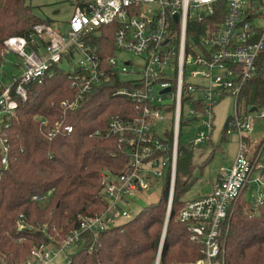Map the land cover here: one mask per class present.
Returning <instances> with one entry per match:
<instances>
[{
	"label": "built area",
	"instance_id": "2783aa9c",
	"mask_svg": "<svg viewBox=\"0 0 264 264\" xmlns=\"http://www.w3.org/2000/svg\"><path fill=\"white\" fill-rule=\"evenodd\" d=\"M69 17L66 32L35 24L29 40L21 35L4 40L5 54L13 52L21 59L17 66L22 72L11 76L9 85L0 81V131L15 115L17 98H27L28 84L52 76L61 61L75 57L77 66L66 73L75 93L60 103L62 111L73 110L87 93L108 86L113 96L126 98L138 112L116 114L107 127L94 132L114 138L128 157L117 173L101 171L99 200L106 206L98 210H89L87 202L80 206L77 226L65 239L32 247L22 264H50L62 251L81 244L84 233L103 231L118 217H130L127 207L152 177L163 178L169 188V213L180 122L200 123L191 146L207 140L213 128V106L227 93L237 101L264 52V0H76ZM110 32L112 54L102 59L99 40L110 37ZM122 53L138 59L120 61ZM184 104L191 108L185 116ZM226 122L225 135L234 132L239 139L234 161L221 168L209 194L186 200L176 217L186 226L189 240L201 245L202 256L189 264H225L224 240L233 204L251 181L259 184L255 204L264 199V136L248 158L242 147L244 133L251 127L247 116L239 115L235 106ZM71 130L70 124L55 123L48 136ZM5 143L0 134L4 166ZM254 172L259 174L251 180ZM165 229L164 224L162 237Z\"/></svg>",
	"mask_w": 264,
	"mask_h": 264
},
{
	"label": "trees",
	"instance_id": "16d2710c",
	"mask_svg": "<svg viewBox=\"0 0 264 264\" xmlns=\"http://www.w3.org/2000/svg\"><path fill=\"white\" fill-rule=\"evenodd\" d=\"M32 8L30 0H0V69L6 38L21 35L29 40L35 24L50 25L51 19L38 17ZM111 34L99 40L102 59L112 54ZM256 63L255 72L240 88L237 112L264 106V52ZM70 81L56 67L52 76L31 82L26 86L27 98H17L15 115L1 126L7 165L0 160V264L24 263L32 247L49 239L60 244L77 226L80 206L86 202L99 209L106 206L99 200L101 171L117 173L128 161L118 141L94 132L107 127L110 117L130 116L138 110L126 98L113 96L108 86H99L78 107L64 112L60 103L75 93ZM55 123L70 124L72 130L53 131L49 137ZM226 125L225 121L222 139ZM191 152L190 144L179 142L172 204L158 264L193 262L202 256L200 243L189 240L186 226L176 218L186 201L182 196L195 180ZM168 191L165 185L159 200L132 219L97 233H84L68 264H154ZM224 248L225 264H264V199L251 204L243 193L238 197Z\"/></svg>",
	"mask_w": 264,
	"mask_h": 264
},
{
	"label": "rangeland",
	"instance_id": "374dc122",
	"mask_svg": "<svg viewBox=\"0 0 264 264\" xmlns=\"http://www.w3.org/2000/svg\"><path fill=\"white\" fill-rule=\"evenodd\" d=\"M33 13H35L40 18H49L51 19L49 27L56 29L61 32H66L68 29L69 16L71 15L74 3L76 0H30ZM6 53V52H5ZM123 58L133 59L135 61L138 59L135 55L131 53H122L119 56L120 61ZM21 59H19L16 54L10 52L4 57V62L1 65L0 69V81L4 85H9L12 82L11 76L17 77L22 72L21 66H17ZM77 57L71 59L70 62L61 61L59 63V68L64 72H72L77 66ZM216 71L214 70V73ZM127 78V76L123 77ZM203 80L201 78L197 79ZM194 81V80H193ZM192 81V82H193ZM250 107L247 108L244 112L243 108H240L238 111L239 115L247 116V120L251 123L250 129L244 133L245 141L243 142V149L246 151L248 158L253 156V151L257 148V144L264 136V114L261 115V112L264 113V106L259 107L255 111H250ZM191 108L188 105H183V115L189 114ZM235 113V98L230 94H225L220 98L215 105L213 106V128L209 135V139L205 140L198 145L192 146V163L193 167V178L195 180L190 185L189 189L184 192L182 199H195L197 195L208 191L210 185L208 183L212 178H215L221 168H226L230 165L236 155L239 148V139L234 132L226 134L221 138V132L225 125V121L228 116H231ZM200 125L197 121L188 122L181 126V136L180 140L182 145H189L197 134V127ZM264 139L261 140L263 143ZM260 144V143H259ZM192 145V144H190ZM259 172H254L251 176V180L258 176ZM264 182V175L263 180ZM164 179L152 177L149 181L147 188L138 190L135 198L130 202L131 204L127 207L130 210V217H118L111 223V226H117L123 222L128 221L131 217L134 216L142 208L149 206V204L156 202L162 196L164 191ZM259 184H253L251 181L249 187L244 190L243 196L245 200L249 203H255V200L258 197ZM88 209L98 210L95 205L92 203ZM164 225L162 227V230ZM161 230V239L159 248L162 247L161 240L162 237ZM162 241V243H163ZM80 245V244H79ZM79 245H72L69 249L62 251L50 264H67L69 260V255L72 254ZM159 253V251H158ZM68 254V258L65 256ZM157 255V254H156ZM190 261L175 263V264H189Z\"/></svg>",
	"mask_w": 264,
	"mask_h": 264
},
{
	"label": "water",
	"instance_id": "95a60500",
	"mask_svg": "<svg viewBox=\"0 0 264 264\" xmlns=\"http://www.w3.org/2000/svg\"><path fill=\"white\" fill-rule=\"evenodd\" d=\"M166 90H168V88L164 89V91H166ZM255 110H256L255 107H253V108L250 109V111H255ZM168 215H169V213H167L166 216H165V218H166V220H165V225L167 224V221H168V219H169V218H168ZM158 249H159V250H158L159 253H157V256H156V259H155L154 264H158L159 257H160L161 251H162L161 247H160V248L158 247Z\"/></svg>",
	"mask_w": 264,
	"mask_h": 264
},
{
	"label": "crops",
	"instance_id": "0c3cea01",
	"mask_svg": "<svg viewBox=\"0 0 264 264\" xmlns=\"http://www.w3.org/2000/svg\"><path fill=\"white\" fill-rule=\"evenodd\" d=\"M208 139H209V138H207V140H208ZM216 177H217V176H216ZM216 177H215V178H212V179L210 180V182L208 183V185H210V189H209L208 191H205V192H203V193L197 195L196 197H200V196H204V195L209 194V193L211 192V189H212V183H213V181L216 179Z\"/></svg>",
	"mask_w": 264,
	"mask_h": 264
}]
</instances>
